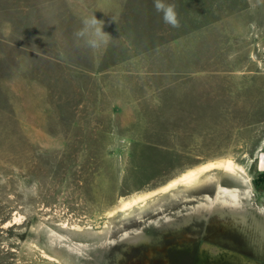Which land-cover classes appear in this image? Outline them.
I'll list each match as a JSON object with an SVG mask.
<instances>
[{"label": "rangeland", "instance_id": "1", "mask_svg": "<svg viewBox=\"0 0 264 264\" xmlns=\"http://www.w3.org/2000/svg\"><path fill=\"white\" fill-rule=\"evenodd\" d=\"M168 2L0 0V264H264V0Z\"/></svg>", "mask_w": 264, "mask_h": 264}, {"label": "clouds", "instance_id": "2", "mask_svg": "<svg viewBox=\"0 0 264 264\" xmlns=\"http://www.w3.org/2000/svg\"><path fill=\"white\" fill-rule=\"evenodd\" d=\"M154 10L159 13L165 24L173 28L180 27V20L176 11V5L168 2V0H153ZM83 27L77 30L74 35L78 38H86L87 46L97 49L102 44H107L111 38L103 31V22L98 20L94 15L85 18L82 21Z\"/></svg>", "mask_w": 264, "mask_h": 264}, {"label": "bare ground", "instance_id": "3", "mask_svg": "<svg viewBox=\"0 0 264 264\" xmlns=\"http://www.w3.org/2000/svg\"><path fill=\"white\" fill-rule=\"evenodd\" d=\"M223 163H225V162H223ZM216 164H217V162H216ZM228 164H229V162H228ZM227 164V165H228ZM211 165H214V164H211ZM229 166V165H228ZM201 171H202V169H197V170H195V172H193V171H191V172H188L183 178H182V181L184 180L185 182H188L189 180L190 181H193L194 179H195V177L198 175V174H200L201 173ZM224 190V189H223ZM226 190V189H225ZM237 202H236V200H235V198L233 197V200H232V202H230L229 204L228 203H225V206L227 207H229L230 209H232V210H234V209H236V207H237V204H236Z\"/></svg>", "mask_w": 264, "mask_h": 264}, {"label": "trees", "instance_id": "4", "mask_svg": "<svg viewBox=\"0 0 264 264\" xmlns=\"http://www.w3.org/2000/svg\"><path fill=\"white\" fill-rule=\"evenodd\" d=\"M262 182H263L262 179H261L260 181H257V180H256V185H257V184H261Z\"/></svg>", "mask_w": 264, "mask_h": 264}]
</instances>
